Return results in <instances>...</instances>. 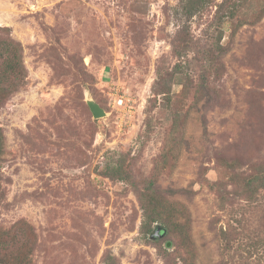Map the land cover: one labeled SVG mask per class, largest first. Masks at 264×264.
<instances>
[{
  "label": "rangeland",
  "instance_id": "1",
  "mask_svg": "<svg viewBox=\"0 0 264 264\" xmlns=\"http://www.w3.org/2000/svg\"><path fill=\"white\" fill-rule=\"evenodd\" d=\"M184 1L0 0L26 73L0 106V227L32 226L31 264H264V188L243 186L264 165V0L220 22L221 0ZM152 180L184 215L147 232Z\"/></svg>",
  "mask_w": 264,
  "mask_h": 264
},
{
  "label": "trees",
  "instance_id": "2",
  "mask_svg": "<svg viewBox=\"0 0 264 264\" xmlns=\"http://www.w3.org/2000/svg\"><path fill=\"white\" fill-rule=\"evenodd\" d=\"M215 0H185L184 7L188 13L202 10ZM244 0H221L216 4V17L218 22L223 18L237 20L240 17V6ZM241 24L238 22V25ZM222 46H217V51L209 49L207 52L210 66L219 69L220 53ZM215 55V56H214ZM26 77L21 56V45L13 40L8 27L0 26V106L7 95L17 90L24 84ZM4 136L0 127V164L4 151ZM1 167V166H0ZM156 180L149 181L148 187L139 190V199L143 208V227L148 232L151 223L163 220L170 223V217H182L184 211L175 203L165 204L158 196ZM243 186L250 188H264V165L256 168L254 172L243 178ZM2 184L0 177V202L2 197ZM167 213V215L165 214ZM160 224H156L155 227ZM162 226V225H161ZM163 227V226H162ZM154 235V234H153ZM153 235L150 237H153ZM36 237L34 229L24 220L15 222L9 228L0 227V264H31V255L35 246ZM108 257L107 260H111Z\"/></svg>",
  "mask_w": 264,
  "mask_h": 264
},
{
  "label": "water",
  "instance_id": "3",
  "mask_svg": "<svg viewBox=\"0 0 264 264\" xmlns=\"http://www.w3.org/2000/svg\"><path fill=\"white\" fill-rule=\"evenodd\" d=\"M87 105H88L93 117L98 118V117H101L105 114L103 109L94 100H92V99L87 100ZM159 230H161L160 236H164L166 231L161 225H157L155 227V232H159Z\"/></svg>",
  "mask_w": 264,
  "mask_h": 264
}]
</instances>
